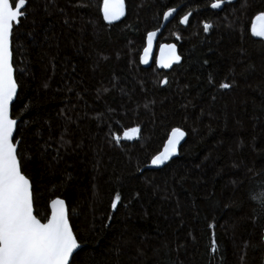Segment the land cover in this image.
<instances>
[{
  "label": "trees",
  "instance_id": "obj_1",
  "mask_svg": "<svg viewBox=\"0 0 264 264\" xmlns=\"http://www.w3.org/2000/svg\"><path fill=\"white\" fill-rule=\"evenodd\" d=\"M211 2L123 0L106 24L103 0H27L10 45L14 142L34 214L67 206L73 264H264V39L250 33L264 0ZM170 9L158 43L181 63L143 69L146 35ZM176 127V157L147 170Z\"/></svg>",
  "mask_w": 264,
  "mask_h": 264
},
{
  "label": "snow or ice",
  "instance_id": "obj_2",
  "mask_svg": "<svg viewBox=\"0 0 264 264\" xmlns=\"http://www.w3.org/2000/svg\"><path fill=\"white\" fill-rule=\"evenodd\" d=\"M27 0H0V264H73L74 253L80 247L78 237L74 235L66 213L65 202L53 199L49 205L50 214L41 221L34 214V199L30 179L23 173L18 153V143L14 142L17 120L11 117L10 105L17 95V81L14 79V65L10 48L14 26L26 17ZM222 0H213L212 9L221 8ZM173 10L164 12V19L172 15ZM103 19L109 23L124 15L123 0H103ZM189 22V16L179 19L181 25ZM210 25L204 24L207 32ZM255 37L264 38V13L255 17L251 26ZM155 32H149L147 47L140 58L147 63L151 52ZM179 38V37H178ZM175 45H162L156 64L169 68L179 63ZM221 89L230 87L220 83ZM140 129L132 127L123 131L122 138L131 141L137 138ZM185 133L178 127L168 135L163 151L151 159L154 166L165 163L177 152V146ZM117 143L121 136L113 135ZM255 199L264 208V191L255 193ZM120 196L111 201L112 209L117 208Z\"/></svg>",
  "mask_w": 264,
  "mask_h": 264
},
{
  "label": "water",
  "instance_id": "obj_3",
  "mask_svg": "<svg viewBox=\"0 0 264 264\" xmlns=\"http://www.w3.org/2000/svg\"><path fill=\"white\" fill-rule=\"evenodd\" d=\"M102 5H103V4H102ZM223 5H224V2H222L221 7H222ZM215 10L220 11L221 8H219V9H215ZM175 13H176V11L173 10L172 15H171L167 20H165L164 17H163V21H162L161 28L158 29V30H156V31H153V32L156 33V35L153 37L152 48H151V52H150L149 57H148V62H147L146 64H145V63H141V59H140V58L144 55V49L142 50L141 55H140V57H139V64H140L141 68H143V69H149L150 67L154 66V67L156 68V70L159 71V72H160V71H163V72H169L174 66H178V65L181 63V58H180L179 63H173V64H172L169 68H167V69H165V68H161V67H158L157 64H156V60H157V58H158L159 55H160V48H161V46H162V45H169V44L162 43V44H160V45L157 46L158 41H159V38H160V35H161L162 31H163V30L168 26V24L172 21V19H173L174 16H175ZM102 15H103V13H102ZM122 17H123V16H121L118 20H115V21H113V22H111V23H109V22H107V21H105V20H104V22H105L106 24H114V23L118 22ZM254 20H255V18L253 19V21H254ZM253 21H252V23H253ZM252 23H251V26H252ZM182 26L184 27V26H186V24H185V25H182ZM250 33H251V27H250ZM147 36H148V34L146 35V38H145L144 48L147 47ZM251 36H252L253 38H256V39H264V38H260V37H255V36L252 35V33H251ZM171 45H174V44H171ZM175 47H176V46H175ZM10 48H11V46H10ZM176 51H177V48H176ZM177 55H178V52H177ZM14 79H15V73H14ZM15 99H16V97H14L13 103H14ZM13 103L10 105V114H11V108H12ZM17 124H18V120H17ZM15 131H16V130H15ZM15 131H14V135H15ZM170 132H171V131H170ZM183 132H184V131H183ZM184 133H185V132H184ZM169 134H170V133H169ZM169 134H168V135H169ZM167 139H168V137H167ZM167 139H166L164 145L166 144ZM185 141H186V134H185L184 138L181 140L180 144L177 146V152H176V154H175L174 156H171V157H170L165 163H163V164H161V165H158V166H154V165H152V164H151V161H150V163H149V165H148V167H147V170H150V171H157V170L162 169L168 161H171V160H173V159L176 157V155L178 154L179 148L184 144ZM164 145H163V147H162V149H161L160 152L163 151ZM160 152H159V153H160ZM50 203H51V201H50L49 204H48V213H49V214H50V207H49ZM65 207H66V213H67V215H68V210H67V206H66V204H65ZM81 248H82V245H80V247L76 250L75 253H77ZM75 253H74V254H75Z\"/></svg>",
  "mask_w": 264,
  "mask_h": 264
},
{
  "label": "flooded vegetation",
  "instance_id": "obj_4",
  "mask_svg": "<svg viewBox=\"0 0 264 264\" xmlns=\"http://www.w3.org/2000/svg\"><path fill=\"white\" fill-rule=\"evenodd\" d=\"M212 2H213V0H212ZM222 2H224V5L221 7V9L225 6V4H226V0H222ZM211 9H212V8H211ZM213 10H215V9H213ZM160 44H162V43H158L157 46L160 45Z\"/></svg>",
  "mask_w": 264,
  "mask_h": 264
}]
</instances>
